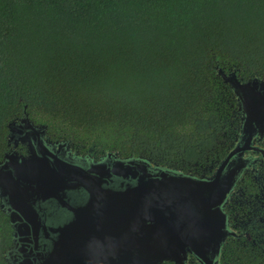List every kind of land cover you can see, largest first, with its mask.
<instances>
[{
	"label": "trees",
	"instance_id": "obj_1",
	"mask_svg": "<svg viewBox=\"0 0 264 264\" xmlns=\"http://www.w3.org/2000/svg\"><path fill=\"white\" fill-rule=\"evenodd\" d=\"M221 71L264 80V0H0V165L29 118L80 156L210 177L244 124ZM1 201L0 264H15ZM239 213L220 264H264V209Z\"/></svg>",
	"mask_w": 264,
	"mask_h": 264
},
{
	"label": "water",
	"instance_id": "obj_2",
	"mask_svg": "<svg viewBox=\"0 0 264 264\" xmlns=\"http://www.w3.org/2000/svg\"><path fill=\"white\" fill-rule=\"evenodd\" d=\"M221 73L241 101L242 133L254 129V124L264 129V80L244 82L235 74ZM238 149L210 178L120 159L128 169L123 177L137 178V183L119 189L103 186L108 181L102 179L105 175L94 174L95 165L52 161L44 153L22 160L8 154V162L0 167V195L9 197L14 212H23L31 209L33 199L58 196L75 186L88 191L86 204L72 208L74 219L52 229L57 239L38 264H183L189 253L208 260L209 253H220L231 233L222 204L241 166L227 171L225 167Z\"/></svg>",
	"mask_w": 264,
	"mask_h": 264
},
{
	"label": "flooded vegetation",
	"instance_id": "obj_3",
	"mask_svg": "<svg viewBox=\"0 0 264 264\" xmlns=\"http://www.w3.org/2000/svg\"><path fill=\"white\" fill-rule=\"evenodd\" d=\"M21 122L23 123L13 126V130L11 129L14 147L9 155H17L22 160L33 153L41 155L44 153L52 161L62 159L86 168L95 165L97 168L94 174L105 175L102 179L108 181L103 183L105 187L119 189L128 183H137V178L123 177L122 174L128 173V169L125 165L120 164V158L114 155H105L100 159L80 156L78 152H74L65 144H51L49 140L45 139L43 132L30 123L29 118H24ZM237 147L239 149L234 152L225 167V171H227L241 166L235 184L222 204V209L227 217V229L231 232L229 235L236 234L235 227L241 217L239 213L241 208L264 209V129L254 124V129L250 132L241 133L238 142L228 156ZM8 160L9 157H6L2 164ZM150 167L148 169L154 171L153 167ZM135 170L138 171L136 168ZM140 173L142 171L139 170ZM244 186L246 190L252 192L249 191L248 195L240 193L241 187ZM0 197L2 198L1 205L9 213L15 230L14 244L10 251L13 262L15 264H38L41 256L51 249L57 239L58 233L52 229L72 221L75 217L72 208L86 204L89 193L82 186L68 188L58 196L33 199L31 209L25 208L23 212H14L15 209L10 205L8 196L0 195ZM262 221H264L263 218ZM183 264H220V253H209L208 260L189 253Z\"/></svg>",
	"mask_w": 264,
	"mask_h": 264
}]
</instances>
